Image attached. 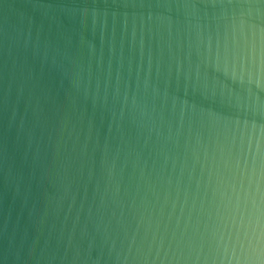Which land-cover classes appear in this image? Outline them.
I'll return each instance as SVG.
<instances>
[{
    "label": "water",
    "instance_id": "obj_1",
    "mask_svg": "<svg viewBox=\"0 0 264 264\" xmlns=\"http://www.w3.org/2000/svg\"><path fill=\"white\" fill-rule=\"evenodd\" d=\"M0 264H264V0H0Z\"/></svg>",
    "mask_w": 264,
    "mask_h": 264
}]
</instances>
